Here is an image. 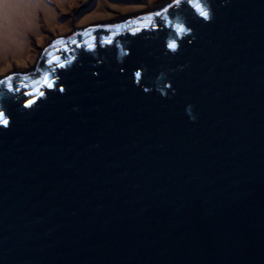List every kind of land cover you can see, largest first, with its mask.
Segmentation results:
<instances>
[{
	"label": "water",
	"instance_id": "water-1",
	"mask_svg": "<svg viewBox=\"0 0 264 264\" xmlns=\"http://www.w3.org/2000/svg\"><path fill=\"white\" fill-rule=\"evenodd\" d=\"M26 71L0 77V264H264V0H165Z\"/></svg>",
	"mask_w": 264,
	"mask_h": 264
},
{
	"label": "rangeland",
	"instance_id": "rangeland-1",
	"mask_svg": "<svg viewBox=\"0 0 264 264\" xmlns=\"http://www.w3.org/2000/svg\"><path fill=\"white\" fill-rule=\"evenodd\" d=\"M165 0H0V77L29 69L52 38Z\"/></svg>",
	"mask_w": 264,
	"mask_h": 264
},
{
	"label": "snow or ice",
	"instance_id": "snow-or-ice-1",
	"mask_svg": "<svg viewBox=\"0 0 264 264\" xmlns=\"http://www.w3.org/2000/svg\"><path fill=\"white\" fill-rule=\"evenodd\" d=\"M179 2H180V0H176V3H179ZM197 9H198L199 14H200L201 16L207 18L208 13H207L206 11L200 10V9H199V5H197ZM178 31H183V29H178ZM89 47H91V46L89 45ZM168 47H169L170 49H173V50H174V49L176 48V44H175L174 42H170V43L168 44ZM49 63H51V61H49ZM60 66L63 67V65H60ZM136 75H137V77H139L140 73L137 72ZM8 79H11V77H8ZM45 79H47V77H45ZM49 86H51V85H49ZM30 103H31V101H30ZM0 122H5V123H6V121H0Z\"/></svg>",
	"mask_w": 264,
	"mask_h": 264
},
{
	"label": "bare ground",
	"instance_id": "bare-ground-1",
	"mask_svg": "<svg viewBox=\"0 0 264 264\" xmlns=\"http://www.w3.org/2000/svg\"><path fill=\"white\" fill-rule=\"evenodd\" d=\"M18 72H22V73H25V74H26L27 71H26V70H22V71L20 70V71H18ZM11 74H12V73H8L7 75L10 76Z\"/></svg>",
	"mask_w": 264,
	"mask_h": 264
},
{
	"label": "flooded vegetation",
	"instance_id": "flooded-vegetation-1",
	"mask_svg": "<svg viewBox=\"0 0 264 264\" xmlns=\"http://www.w3.org/2000/svg\"><path fill=\"white\" fill-rule=\"evenodd\" d=\"M27 69H28V68H27ZM27 69H25V70H27ZM16 71L18 72V71H20V70H16ZM21 71H22V70H21ZM13 72H14V71H13ZM9 73H12V72H9ZM0 76H1V75H0Z\"/></svg>",
	"mask_w": 264,
	"mask_h": 264
}]
</instances>
